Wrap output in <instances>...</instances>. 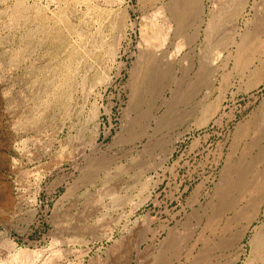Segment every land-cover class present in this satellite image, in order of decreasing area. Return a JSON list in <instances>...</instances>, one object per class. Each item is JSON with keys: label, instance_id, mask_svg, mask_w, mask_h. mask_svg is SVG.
<instances>
[{"label": "rangeland", "instance_id": "rangeland-1", "mask_svg": "<svg viewBox=\"0 0 264 264\" xmlns=\"http://www.w3.org/2000/svg\"><path fill=\"white\" fill-rule=\"evenodd\" d=\"M262 187L264 0H0V264H263Z\"/></svg>", "mask_w": 264, "mask_h": 264}, {"label": "bare ground", "instance_id": "bare-ground-1", "mask_svg": "<svg viewBox=\"0 0 264 264\" xmlns=\"http://www.w3.org/2000/svg\"><path fill=\"white\" fill-rule=\"evenodd\" d=\"M174 11H175V10H174ZM176 12H177V11H176ZM170 13H171V19H173V17L176 19V14H175V12H174V13L169 12V14H170ZM202 105H203V104H202ZM203 108H204V107H203ZM204 110H205V109H204ZM239 130H240V129H239ZM242 131H243V130H242ZM244 131H245V129H244ZM129 134H130V133H129ZM132 135H133V134H132ZM132 135H129V136H132ZM133 136H134V135H133ZM242 138H243V137H242ZM243 161H244V160H243ZM246 161H247V160H246ZM250 162H251V161H250ZM248 163H249V162H248ZM248 163H247V164H248ZM238 164H239V163H238ZM242 164H243V163H242ZM242 164H241V165H242ZM237 166H238V165H237ZM245 166H247L246 163H245ZM248 166H250V164H249ZM248 166H247V168H248ZM239 167H240V166H239ZM243 168H244V167H243ZM245 168H246V167H245ZM241 169H242V168L240 167V170H241ZM252 169H253V168H252ZM235 170H236V169H235ZM235 170H233V171H235ZM244 170H246V169H244ZM244 170H243V171L241 170L242 172H241V171H240V172H241V173H244ZM247 170H248V169H247ZM238 171H239V170H238ZM240 172H239V173H240ZM252 172H253V171H252ZM233 173H234V172H233ZM235 173H236V172H235ZM235 173H234V174H235ZM239 173H238V174L236 173V174H237L238 176H240ZM245 174H247V172H245ZM248 174H249V173H248ZM230 175H231V174H230ZM243 175H244V174H243ZM262 175H263V174H262ZM244 176H246V175H244ZM244 176H243V177H244ZM258 176H259V174H258ZM243 177H242V178H243ZM246 177H247V176H246ZM260 177H261V175H260ZM235 178H236V177H235ZM235 178H232V179H235ZM247 178H248V177H247ZM247 178H245V182H247V181H246ZM256 178H257V175H256ZM262 178H263V177H262ZM232 179L229 180V181L232 182V181H233ZM227 180H228V179H227ZM235 181H237V178H236ZM241 181H242V180H241ZM254 181H255V183H256V180H254ZM226 182H227V181H226ZM239 182H240V181H239ZM243 182H244V181H243ZM228 183H229V182H227V184H228ZM241 183H242V182H240V184H241ZM255 183L253 182V184H255ZM262 183H263V182H262ZM232 184H233V182H232ZM240 184H239V185H240ZM242 184H243V183H242ZM246 184H247V183H246ZM256 184H257V183H256ZM244 185H245V184H243L241 187H243ZM262 185H263V184H262ZM231 186H232V185H231ZM231 186H230V184H229V188H230ZM260 187H261V185L259 186V184H258L257 187L254 188V189H255V191H254L255 194L257 193V191H258V189H259ZM225 188H226V185H225ZM225 188H224V189H225ZM239 188H240V187H239ZM249 188H250V187H249ZM262 188H264V187H262ZM240 189H241V188H240ZM243 189H245V186H244ZM243 189H242V191H243ZM238 190H239V189H238ZM250 190H251V188H250ZM252 190H253V189H252ZM227 191H229L228 188H227ZM247 191H248V190H247ZM262 191H263V190H262ZM249 192H250V191H249ZM260 192H261V191H260ZM257 194H258V193H257ZM222 196H223V195H222ZM259 196H260V194H259ZM261 196H262V195H261ZM253 197H254V196H253ZM256 198H258V197H256ZM260 201H261V200H260ZM260 201H259V199H258V202H260ZM255 202L258 203L256 200H255ZM256 203H255V204H256ZM252 204H253V205H252L250 208H251L252 211H253V210H254L253 207H254L255 204H254V203H252ZM258 204H259V203H258ZM249 205H250V204H249ZM259 205H260V204H259ZM251 209H250V211H251ZM255 209H256V208H255ZM241 210H242V209H241ZM243 210H244V212L241 213V215H242V216H246V217H248V215L250 214V213L247 212L248 208H247L246 210H245V209H243ZM252 211H251V212H252ZM245 212H246L248 215L245 214ZM255 212H256V211H255ZM250 215H252V216H250ZM250 215H249V220H251V219L254 218V217H253V214H250ZM254 216H255V215H254ZM242 219H243V218H242ZM256 244H258V245H256ZM250 245H251L252 252H254L256 255L264 256V234H262V235H261L259 238H257V239L254 238V239L252 240V242H251ZM252 259H253V258H252ZM254 259H256V258H254ZM258 259H259V258H258ZM256 260H257V259H256ZM261 261H262V260H261ZM251 262H252V261H251ZM253 262H254V261H253ZM255 262H256V261H255ZM255 262H254V263H255ZM235 263H236V261L234 262V264H235ZM250 264H251V263H250ZM261 264H262V263H261ZM263 264H264V263H263Z\"/></svg>", "mask_w": 264, "mask_h": 264}]
</instances>
